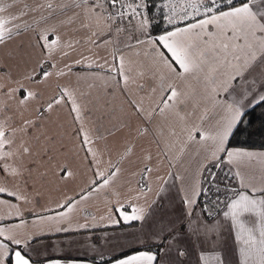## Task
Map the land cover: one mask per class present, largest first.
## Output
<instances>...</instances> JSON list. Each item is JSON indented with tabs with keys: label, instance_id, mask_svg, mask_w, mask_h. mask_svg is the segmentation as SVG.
I'll list each match as a JSON object with an SVG mask.
<instances>
[{
	"label": "snow or ice",
	"instance_id": "obj_1",
	"mask_svg": "<svg viewBox=\"0 0 264 264\" xmlns=\"http://www.w3.org/2000/svg\"><path fill=\"white\" fill-rule=\"evenodd\" d=\"M257 121L264 0H0V264H264Z\"/></svg>",
	"mask_w": 264,
	"mask_h": 264
},
{
	"label": "trees",
	"instance_id": "obj_2",
	"mask_svg": "<svg viewBox=\"0 0 264 264\" xmlns=\"http://www.w3.org/2000/svg\"><path fill=\"white\" fill-rule=\"evenodd\" d=\"M259 121H257L256 125H254L253 129H249L248 131L242 133L235 139L238 142H241L243 146L254 148L256 150H260L262 146H264V132L260 134H256V129L259 128ZM249 132H252V135H249ZM246 142V143H244Z\"/></svg>",
	"mask_w": 264,
	"mask_h": 264
}]
</instances>
